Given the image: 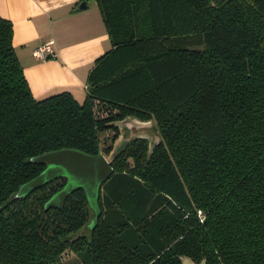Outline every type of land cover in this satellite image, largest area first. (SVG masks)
<instances>
[{
    "label": "trees",
    "instance_id": "trees-1",
    "mask_svg": "<svg viewBox=\"0 0 264 264\" xmlns=\"http://www.w3.org/2000/svg\"><path fill=\"white\" fill-rule=\"evenodd\" d=\"M96 2L111 48L81 100L32 94L0 16V264H264V0ZM128 116L159 139L115 150ZM64 147L113 167L92 230L81 188L44 209L63 177L11 198Z\"/></svg>",
    "mask_w": 264,
    "mask_h": 264
},
{
    "label": "crops",
    "instance_id": "crops-1",
    "mask_svg": "<svg viewBox=\"0 0 264 264\" xmlns=\"http://www.w3.org/2000/svg\"><path fill=\"white\" fill-rule=\"evenodd\" d=\"M0 0V16L13 26L12 44L35 97L63 89L79 100L94 61L111 48L96 0ZM50 43L54 54L35 49Z\"/></svg>",
    "mask_w": 264,
    "mask_h": 264
},
{
    "label": "water",
    "instance_id": "water-1",
    "mask_svg": "<svg viewBox=\"0 0 264 264\" xmlns=\"http://www.w3.org/2000/svg\"><path fill=\"white\" fill-rule=\"evenodd\" d=\"M85 6L86 2L82 0L76 9H83ZM29 160L45 166L36 176L22 183L11 198L24 197L48 182L63 177L64 185L45 201L44 209L61 207L72 192L81 188L91 209L90 219L85 229L92 230L101 212L98 203L101 184L113 172V167L107 158L101 152L88 153L78 148L64 147L45 151L30 157ZM205 263V259L194 262L188 256L181 257V264Z\"/></svg>",
    "mask_w": 264,
    "mask_h": 264
},
{
    "label": "rangeland",
    "instance_id": "rangeland-1",
    "mask_svg": "<svg viewBox=\"0 0 264 264\" xmlns=\"http://www.w3.org/2000/svg\"><path fill=\"white\" fill-rule=\"evenodd\" d=\"M133 117H126L117 122V125L120 129V134L115 141L114 149H120L123 147L131 138L141 133H145L148 136L150 146L153 145L155 141L159 139V134L156 132L153 122L147 126H140L134 122ZM138 120V119H137ZM141 121V120H140ZM150 121V120H149ZM124 127V128H123ZM112 135V131L105 132L101 135V141L107 140ZM123 136V139H122ZM125 239L128 243H131V239L125 236ZM63 264H83L80 259L73 253L69 252L65 254L63 258Z\"/></svg>",
    "mask_w": 264,
    "mask_h": 264
},
{
    "label": "built area",
    "instance_id": "built-area-1",
    "mask_svg": "<svg viewBox=\"0 0 264 264\" xmlns=\"http://www.w3.org/2000/svg\"><path fill=\"white\" fill-rule=\"evenodd\" d=\"M35 52L40 57H44L46 55L50 56V55H53L54 54L53 47L51 46V44L49 42L38 46L35 49ZM198 215H199V217L201 219L203 218V213H202L201 210H198Z\"/></svg>",
    "mask_w": 264,
    "mask_h": 264
},
{
    "label": "bare ground",
    "instance_id": "bare-ground-1",
    "mask_svg": "<svg viewBox=\"0 0 264 264\" xmlns=\"http://www.w3.org/2000/svg\"><path fill=\"white\" fill-rule=\"evenodd\" d=\"M134 122L140 126H147L148 124H151L152 121H140V120H137V119H134ZM124 128V127H123ZM140 136H148L146 135L145 133H141L139 134ZM122 139H123V136H122Z\"/></svg>",
    "mask_w": 264,
    "mask_h": 264
}]
</instances>
